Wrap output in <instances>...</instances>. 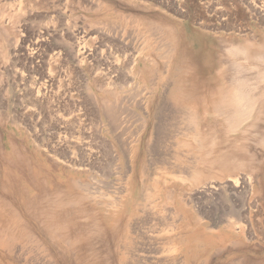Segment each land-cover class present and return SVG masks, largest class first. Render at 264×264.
<instances>
[{
    "label": "rangeland",
    "instance_id": "1",
    "mask_svg": "<svg viewBox=\"0 0 264 264\" xmlns=\"http://www.w3.org/2000/svg\"><path fill=\"white\" fill-rule=\"evenodd\" d=\"M254 1L0 0L1 263L264 264Z\"/></svg>",
    "mask_w": 264,
    "mask_h": 264
},
{
    "label": "bare ground",
    "instance_id": "2",
    "mask_svg": "<svg viewBox=\"0 0 264 264\" xmlns=\"http://www.w3.org/2000/svg\"><path fill=\"white\" fill-rule=\"evenodd\" d=\"M238 1V0H237ZM243 1V3L245 4V5H247V7L251 10V11H254L255 10V8H256V1H254V0H241V2ZM213 3V2H212ZM237 3V2H236ZM218 5V4H217ZM233 6V5H232ZM238 12V11H237ZM223 14V13H222ZM228 14V13H227ZM229 29V28H228ZM227 29V30H228ZM70 37H71V35H70ZM74 37V36H73ZM75 44V43H74ZM75 47V46H74ZM235 50V49H234ZM243 50H244V48H243ZM80 52V51H79ZM246 52H247V50H246ZM83 53H86V51H83ZM82 54V53H81ZM260 57V56H259ZM129 58V57H128ZM134 58L135 57H132L131 58V60H130V62H129V65H131L132 64V68L134 69L135 68V62L133 61L134 60ZM167 59V58H166ZM131 68V69H132ZM101 69V68H100ZM102 70V69H101ZM104 71V70H103ZM104 72H106V71H104ZM103 75H108V72L107 73H103ZM107 77V76H106ZM50 82H53L54 80H52V78L51 79H48ZM179 91V90H178ZM32 92H33V90H32ZM35 92H36V90H35ZM34 92V93H35ZM33 93V94H34ZM37 96H39L40 95V91L38 90L37 91ZM36 94V93H35ZM178 95V94H177ZM249 105V104H248ZM231 109V108H230ZM110 112V114L108 113V115L109 116H111V117H113V114H114V112L116 111H113V109H110L109 110ZM62 124H66V123H62ZM112 128V127H111ZM114 131V130H113ZM67 143V146H66V148H68L69 149V151L71 152H68V156H66L65 158H64V160L65 159H67L69 162H71L73 165V167H75V166H82V165H84V167H86V165H85V162H84V160L83 159H81L80 161H78L77 160V157H74V156H77V153H79L78 155H80V153L81 154H83V155H85L84 153L85 152H87V151H89L91 154L92 153H94V151H95V149L93 150V148H92V146H91V143H90V141L88 140V138H83L82 140H80V142H71V141H67L66 142ZM66 152H67V150H66ZM65 152V153H66ZM133 151H130L129 153H124V155H125V157L129 160V163H128V160H127V166H131V159H132V156H133V153H132ZM67 154V153H66ZM70 154H72L71 156H70ZM95 154V153H94ZM65 155V154H64ZM74 155V156H73ZM88 165V164H87ZM129 170V167H127V171ZM194 175L196 174V173H193ZM189 175H191V174H189ZM193 176V175H192ZM189 177H191V176H189ZM194 178V177H193ZM240 179V178H239ZM239 179H233V180H229V185L228 186H233V187H236V188H238V187H241L242 188V186L244 185V184H247V182H245V180L244 179H242L243 180V182L241 183L240 182V180ZM249 180V179H248ZM247 181V180H246ZM249 181H251V180H249ZM78 183H80V182H78ZM241 183V184H240ZM217 184V183H216ZM215 184V186L217 187V185ZM80 185H81V183H80ZM240 185V186H239ZM248 185V184H247ZM247 185H245V186H247ZM230 186V187H231ZM249 186V185H248ZM216 187H214V184L211 186V188L212 189H216ZM229 187V188H230ZM232 188V187H231ZM246 188V187H245ZM82 189V188H81ZM86 190V189H85ZM61 191V190H60ZM89 192V191H88ZM91 193V192H90ZM96 193V192H95ZM95 193H91V194H95ZM50 200V199H49ZM98 204V203H97ZM250 204V203H249ZM233 207V206H232ZM240 207V206H239ZM242 207H244V206H242ZM253 207V206H252ZM120 208V207H119ZM237 211V210H236ZM244 211H247V210H244ZM248 212V211H247ZM246 212V213H247ZM242 213V212H241ZM232 215V214H231ZM246 215V214H245ZM244 216V215H243ZM240 217H242V214H241V216ZM245 217L246 216H244V218L243 219H245ZM236 220H238V219H236ZM47 221V220H46ZM243 221V220H242ZM46 223V222H45ZM44 223V224H45ZM48 223V222H47ZM46 223V224H47ZM249 223V222H248ZM46 224H45V226H46ZM172 224V223H171ZM169 225V224H168ZM50 226H51V224L47 227V228H50ZM58 226V225H57ZM172 226V225H171ZM172 227H174V226H172ZM212 227V226H211ZM29 228V227H28ZM32 228V227H31ZM248 228V227H247ZM57 229V228H56ZM176 229V228H175ZM50 230V229H49ZM48 230V231H49ZM170 230V229H169ZM43 231V230H42ZM171 231V230H170ZM52 232V231H51ZM62 232V231H61ZM29 233H31V231L29 232ZM48 233V232H47ZM49 233H50V231H49ZM53 233V232H52ZM162 233V232H161ZM160 232L158 233V234H161ZM247 233V232H246ZM250 233H252V232H249V233H247V234H250ZM34 233L32 232V235H33ZM262 234V233H261ZM31 235V234H30ZM165 235H168L169 237H171V236H174L172 233H169V232H167L165 229L163 230V234L162 235H160L161 237H165ZM253 235V234H252ZM264 235V234H263ZM37 236V235H36ZM34 237H35V234H34ZM33 237V238H34ZM248 237V236H247ZM250 237H251V234H250ZM249 237V238H250ZM264 237V236H263ZM262 237V238H263ZM36 240L38 239V237L37 238H35ZM40 240V239H39ZM38 240V241H39ZM170 240V239H169ZM168 240V241H169ZM185 240V239H184ZM249 240V239H248ZM33 242V241H32ZM36 242V241H35ZM41 241H39V243H40ZM69 242V241H68ZM170 242V241H169ZM73 244V243H72ZM31 245V244H30ZM255 246V245H254ZM239 247V246H238ZM261 247V246H260ZM45 248V247H44ZM166 248V247H165ZM165 248H164V250H165ZM40 249V248H39ZM45 249H47V248H45ZM88 249H90V248H88ZM172 249V248H171ZM236 249V248H235ZM258 249V248H257ZM44 251H46V250H44ZM50 251V250H49ZM57 252H58V250H56ZM138 251V250H137ZM171 251V250H170ZM16 252H17V250H16ZM40 252H42V251H40ZM161 252V251H160ZM162 252H163V249H162ZM162 252H161V254H162ZM165 252V251H164ZM60 253H62V252H60ZM136 253V252H135ZM134 253V254H135ZM158 253V252H157ZM167 253V252H166ZM169 253V252H168ZM172 253V252H171ZM45 254H47V253H45ZM52 254V253H51ZM131 254V253H130ZM49 255V253L47 254V256ZM53 255V254H52ZM59 255V254H58ZM63 255V254H62ZM136 255H139V254H137L136 253ZM136 255H133V256H136ZM159 255V254H158ZM163 255V254H162ZM165 255V254H164ZM167 255V254H166ZM165 255V256H166ZM44 256H46V255H44ZM49 256H51V255H49ZM159 256H161V255H159ZM58 257H60V256H58ZM63 257V256H62ZM61 257V258H62ZM147 257V256H146ZM154 256H152L151 258H150V260L153 258ZM156 258L158 257V256H155ZM167 257V256H166ZM18 258V257H17ZM51 258H52V256H51ZM159 258V257H158ZM165 258V257H164ZM143 259H145V258H143L142 257V260ZM148 259V258H147ZM154 259V258H153ZM161 259V258H160ZM18 260H20V259H18ZM63 260V259H62ZM135 260V259H134ZM149 260V259H148ZM159 260V259H158ZM157 260V261H158ZM168 261V260H167ZM167 261H166V264H168L167 263ZM177 261V259L175 260V261H173L174 263ZM179 261H180V258H179ZM258 261V260H257ZM260 261V260H259ZM66 261H64V263H65ZM165 262V261H164ZM163 262V264H165ZM171 262V261H170ZM172 262V263H173ZM235 262V261H234ZM261 262V261H260ZM63 263V262H62ZM61 263V264H62ZM67 263V262H66ZM65 263V264H66ZM82 263V262H81ZM156 263V262H155ZM179 263V262H178ZM256 263V262H255ZM264 263V262H263ZM0 264H3V263H1L0 262ZM54 264V263H53ZM56 264V263H55ZM80 264V263H79ZM160 264H162V263H160ZM177 264V263H176ZM259 264V263H258ZM261 264V263H260Z\"/></svg>",
    "mask_w": 264,
    "mask_h": 264
}]
</instances>
